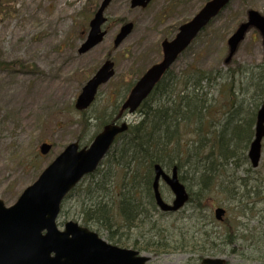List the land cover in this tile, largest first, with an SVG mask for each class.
<instances>
[{"label": "rangeland", "instance_id": "1", "mask_svg": "<svg viewBox=\"0 0 264 264\" xmlns=\"http://www.w3.org/2000/svg\"><path fill=\"white\" fill-rule=\"evenodd\" d=\"M25 1L0 0V199L6 206L16 201L66 145L91 143L103 125L117 115L141 73L161 59L160 42L173 38L178 26L207 0H151L144 8L131 7L130 0H110L101 26L106 34L85 53H78V48L102 0H64L58 4L57 0H38L36 4L42 9L38 16L23 7ZM57 9L62 10L63 18ZM249 9L264 16V0H230L170 68L178 84L194 69L209 73L212 80H203L201 85L212 105L209 111L216 109V129L229 118L233 122L232 111L238 112L239 107L244 109L241 116L252 115L255 104L262 100L264 49L256 28L247 31L232 58L225 62L227 39L239 23L246 21ZM61 19L64 21L60 25ZM129 21L134 25L132 31L114 47L120 25ZM105 60L113 62L114 75L99 87L90 107L76 110L74 102L81 88ZM35 82L39 92L33 97ZM231 96L235 102L230 110ZM139 114H127L125 120L132 123ZM194 128L193 124L184 130L185 138L197 139ZM43 142L51 145L47 154L39 152ZM103 162L100 173L83 177L62 201L56 220L60 230L66 221H74L106 242L149 256L147 264H198L208 256L222 257L227 264H264V138L257 167L251 166L247 156L225 161L200 200V212L194 209L197 198L173 214L148 209L145 222L132 228L118 226L119 176L113 172L114 176L104 177ZM180 174L187 191L196 192L203 186L192 167ZM96 183L101 187L87 192L86 188ZM161 192L165 200H171L167 186L161 184ZM98 196L112 208L110 218L99 217L101 222L86 215H91L86 210L99 200ZM141 201L145 206L143 197ZM215 207L225 209L222 221L214 218ZM194 229H203L211 236V242L205 244L207 255L201 259L202 255L189 247L173 245L180 246L182 238H187L185 232ZM145 242L149 251L140 247ZM159 243H167L169 248L153 252Z\"/></svg>", "mask_w": 264, "mask_h": 264}, {"label": "water", "instance_id": "2", "mask_svg": "<svg viewBox=\"0 0 264 264\" xmlns=\"http://www.w3.org/2000/svg\"><path fill=\"white\" fill-rule=\"evenodd\" d=\"M109 2L110 0L101 1L89 22L87 37L79 46L78 53H85L102 41L106 34L101 29L105 21L103 11ZM149 2L150 0H130V6L145 7ZM229 2L230 0L206 1L190 20L178 27L174 38L162 41L161 61L150 66L136 81L121 104L120 112L135 111L178 55ZM252 26L262 36L264 49V16L249 9L247 20L240 23L227 39L228 54L225 62L231 59L238 44ZM132 28V22L121 25L113 45L117 47ZM113 74V62L104 61L81 88L74 103L75 109L85 110L94 100L98 87L106 83ZM127 127L125 121L120 124L107 123L88 147L79 148L76 141L69 143L42 170L37 179L22 191L14 204L6 207L0 199V264H146L149 261V256L112 245L94 231L74 221L65 222L63 230H59L56 225L63 197L84 175L97 168L116 135L124 132ZM263 138L264 98L257 110L254 138L247 151L253 167L259 163ZM50 148V144L43 142L39 145V152L46 154ZM160 178L173 194L170 203L160 194ZM151 187L155 203L162 211L175 212L188 200V193L178 180L175 167L172 168L171 175H168L159 164H155ZM224 213L225 210L221 207L214 209L217 220H221ZM199 264H226V261L222 257H205Z\"/></svg>", "mask_w": 264, "mask_h": 264}, {"label": "trees", "instance_id": "3", "mask_svg": "<svg viewBox=\"0 0 264 264\" xmlns=\"http://www.w3.org/2000/svg\"><path fill=\"white\" fill-rule=\"evenodd\" d=\"M203 80L205 83L212 80L209 73L194 69L190 71V75L187 74L181 84H178L169 70L140 105L139 118L128 125L127 130L111 147L102 165L106 164L104 177L114 176L113 172L119 176L117 186L119 210L116 215L121 224L118 226L132 228L141 225L142 221L145 222L146 210L159 212L151 190L154 164H160L167 170L176 166L178 173L187 167L193 168L194 175H198L203 186L196 192L189 191L188 202H193L197 198L194 209L200 212L203 206L200 200H203L208 187L214 182L217 172L224 168L225 161L246 157L245 152L254 134L255 113L261 102L255 104L252 115L248 117L241 116L244 114L241 107L238 112L232 111L234 121H231L233 118H229L222 125L218 124V127L221 126L220 129H216L213 117L216 109L209 111L212 105L207 92H203L204 87L201 85ZM177 85L179 88H176ZM263 92L261 90L260 95H263ZM228 101L230 104L228 108L231 110L235 100L231 96V100ZM193 124L194 130L197 131V139L185 138L184 130ZM213 124L214 131L211 130ZM96 171L100 173L102 170L98 167ZM179 179L184 181L181 174ZM100 187L101 184L96 183L94 187L86 189L90 193ZM142 197L145 199V206L141 201ZM93 204L86 210L91 214H86L90 220L96 217V221L101 222L99 217L110 218L111 206H106L101 198L96 200L94 206ZM185 220L194 219L189 217V220L187 218ZM185 233L187 238L185 240L182 238L180 246L173 243L174 247L187 246L202 255L200 259L207 255L204 249L205 244L211 242L209 233L203 229L188 230ZM147 245L149 244L145 242L140 247L149 251ZM168 248L167 243H159L153 252L165 251Z\"/></svg>", "mask_w": 264, "mask_h": 264}, {"label": "bare ground", "instance_id": "4", "mask_svg": "<svg viewBox=\"0 0 264 264\" xmlns=\"http://www.w3.org/2000/svg\"><path fill=\"white\" fill-rule=\"evenodd\" d=\"M37 1L38 0H26L25 1V4L23 5V7L25 8V7H29V11L30 12H32V11H35V16H38V15H40V13H41V11H42V9H39L38 8V6H37ZM58 1L59 2H62V1H64V0H57V4H58ZM66 2L67 1H69V2H74V1H76V0H65ZM56 4V5H57ZM119 6V4H117V7ZM54 11H56V9L54 10ZM57 13H58V15H60L59 17L60 18H63L65 15H64V13L62 12V10H59V9H57ZM60 13H62V15L60 14ZM64 20L63 19H61L60 21H59V23H60V25L62 24V22H63ZM50 22H53V20H50ZM11 30H12V26L9 28V31L11 32ZM38 92H39V84L37 83V82H35V84H34V86H33V89H32V95H33V97H35L37 94H38Z\"/></svg>", "mask_w": 264, "mask_h": 264}, {"label": "flooded vegetation", "instance_id": "5", "mask_svg": "<svg viewBox=\"0 0 264 264\" xmlns=\"http://www.w3.org/2000/svg\"><path fill=\"white\" fill-rule=\"evenodd\" d=\"M164 40H168V39H163L162 41H164ZM162 41L160 42V46H161V44H162ZM161 51H162V47H161ZM162 57H163V54H162ZM162 57H161V59H162ZM161 59H160V60H161ZM160 60H159V61H160ZM159 61H157V62H159ZM157 62H155V63H157ZM155 63H153V64H155ZM153 64L149 65V67L152 66ZM149 67H148V68H149ZM148 68H146V69L141 73V75H142V74H143ZM141 75H140V76H141ZM164 76H165V74L163 75V77H164ZM163 77H162V79H163ZM162 79H161V80H162ZM135 82H136V81H135ZM120 114H122V113H120ZM123 114H124V113H123ZM118 119H119V117H114V118H112L113 121H116V120H118Z\"/></svg>", "mask_w": 264, "mask_h": 264}]
</instances>
